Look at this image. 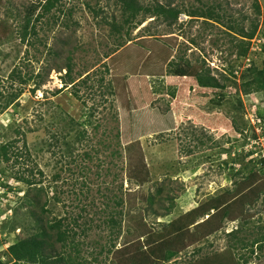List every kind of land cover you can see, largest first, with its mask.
<instances>
[{"label":"rangeland","instance_id":"obj_1","mask_svg":"<svg viewBox=\"0 0 264 264\" xmlns=\"http://www.w3.org/2000/svg\"><path fill=\"white\" fill-rule=\"evenodd\" d=\"M39 1L0 0V21L7 29L0 42V145L24 135L27 147L21 141L16 144L14 153L21 155L17 165L0 162L1 261H7L9 246L36 231L29 212L39 209L26 204L33 194L26 197V187L14 180L18 170H32L41 183L37 187L44 188V218L80 217L69 242L78 250L77 255L70 253L77 263L113 264L105 253L108 231L95 227L110 213L121 212L112 251L143 234L140 241L145 243L146 235L160 233L200 204L233 189V182L241 179L235 177L240 169L244 174L252 166L259 168L257 161L264 157V94L242 93L241 77L251 67H264L263 18L247 57L239 58L237 35L220 23L181 14L169 27L148 18L128 34L125 27L118 36L105 23L122 24L114 0H62L64 14L53 10L35 23V36L28 44L22 43L19 21ZM198 1L221 5L225 24L254 14L253 0H139L171 2L181 9L199 7ZM257 1L263 17L264 0ZM38 13L39 9L33 19ZM48 49L57 57H50ZM203 62L212 76L228 79L223 90L200 87L190 75L191 67ZM67 63L76 88H63ZM14 68L22 76L41 77L23 87L14 104L3 110L4 97L17 87H9ZM36 82L40 86L32 93ZM69 118L78 123L74 131L84 132L80 143H75ZM84 121L89 124L81 126ZM59 136L62 142L56 145L52 137ZM56 175L59 180L54 181ZM116 200L121 206L114 205ZM260 202L247 203L235 220L225 221L221 230L168 264L222 253L235 241L245 244L258 238L264 229ZM235 230L237 238H229ZM197 249L201 252L194 255ZM248 250L237 246L241 264H264V243L261 250L253 248L252 255Z\"/></svg>","mask_w":264,"mask_h":264},{"label":"trees","instance_id":"obj_2","mask_svg":"<svg viewBox=\"0 0 264 264\" xmlns=\"http://www.w3.org/2000/svg\"><path fill=\"white\" fill-rule=\"evenodd\" d=\"M61 1L62 0H41L26 9L25 15L19 21L17 29L20 42H27L28 44L29 38L35 36V23H38L39 20L50 15L53 10H56L60 14H64L60 8ZM198 2L201 4L199 7L181 9L179 5L172 6L171 2L166 4H160L158 2L142 4L139 0H114V3L119 6L122 24L117 25L115 22L107 23V21L105 23L110 27L109 31L111 33L121 36L119 33L122 29L124 30L126 27V34H128L130 30H135L137 26L148 18H152L153 21H160L165 25L172 27L177 23L179 16L185 14L189 18H201L205 21L209 20L224 25L232 34L237 35V45L235 46L238 50L237 56L239 58H246L250 41L254 39L259 32V23L262 18L264 23V16H261L258 1H252L251 7L254 13L253 17L245 16L235 21H230L228 18L227 20L229 21H227L226 24L223 22V19L226 18L227 15L222 13L221 5H216L215 3L204 5L201 1ZM38 9L39 13L35 16V19H33V16ZM94 13L95 16L99 14L96 11H94ZM246 22H248L247 28L245 27ZM6 32L7 29L5 22L0 21V42L6 38ZM261 34L264 41V31ZM47 53L52 58L57 57V53L50 49H48ZM189 66L190 65H188V67ZM55 68H57L58 72L62 70L61 67ZM64 69L65 75L62 77L63 88L66 89L68 86L76 88V84H74V79L71 75L72 66L67 63ZM190 71V75L196 78L197 84L200 87L212 90H223L226 87L225 83L228 79L222 74L219 75V78L212 76L211 71L205 67L204 62L200 66H192ZM246 72H248V74L244 76ZM232 73L233 72H231V74ZM245 73L241 77L242 80H244L241 92L245 95L252 93L264 94V67L261 69L258 67H251L245 71ZM40 77L41 75L33 76L32 74L22 76L21 72L17 68H14L8 77L10 82L9 87L13 88V85H16L17 87L14 93H9L4 97L6 99L3 110L14 104L22 94L23 87L27 86L28 83L33 80H38ZM39 86L40 82H36L32 93H34ZM77 92L78 91L73 89V96L79 99ZM57 93H59V91H57ZM262 121L264 123V117ZM86 124H89L88 121L81 123V126H85ZM68 126L72 128L71 132L76 134L74 137L75 143H80L85 136L84 132L81 133L74 131V128L75 126H78V123L72 118H69ZM96 128L97 127H95V129ZM262 128L263 127H261V129ZM15 133L19 136L18 131H15ZM68 133L70 134V132ZM52 139L56 145L62 142V137L60 136L52 137ZM115 139L117 140V143L120 144L119 133L116 134ZM20 141L23 143V148L27 150L24 135H22V139L20 137L18 140H13L0 145V162L2 164L12 166L18 164V159L21 155L18 152H14L17 150L15 148L16 144ZM64 145H67V143L64 142ZM48 146H50V144H48ZM85 158L90 159L87 154L85 155ZM12 159L13 163H11ZM243 159L244 158H242V160ZM236 161V159H233L234 163H236ZM257 164H259L258 169H255L258 166L257 165L246 169L244 174H242L241 169L236 173L235 177L241 176V179L240 181L233 182V189L225 190L221 195L215 196L214 198L200 204L197 208L169 223L160 233L153 232L146 235L145 243L140 241V239H142L141 237L144 236L143 234L138 237L136 241L126 243L121 249L112 251L115 248V241L120 234L121 212L110 213L108 218L102 221L101 224L95 226L99 230L102 227H106V231H108V239L106 240L108 242V249L105 250V247L103 246L100 249L99 254L105 250L106 255L111 256L113 264H168L172 260L177 259L181 253L196 245L200 240L208 238L211 234L218 231L225 221L235 220V218L241 214V209L247 203L252 204L261 199L260 213L264 212V158L257 161ZM38 174L40 176L42 175L40 172H38ZM53 179L54 181H57L59 180V176L56 175ZM14 180L18 184L26 187V197L33 194L32 198L27 199L26 204L29 207H36V209H39V213L36 211L29 212L35 225V233H32L9 246L4 254L7 261H1L0 259V264H80L75 261V257L70 255V253H73L74 255L78 254L77 248L71 247L70 243H72L76 236V233L73 232V228L78 226L77 220L80 217L78 216L77 219L70 217L68 219H53L52 221H49L47 218L43 217L44 214H47L48 212L45 209L46 202H40V196L45 190L43 187H37L41 183L33 178V171L28 169L23 171L18 170L15 173ZM140 182L141 181H139V184ZM159 192L160 191H158V193ZM53 199L56 203L59 202L58 198L53 197ZM114 205L121 206V201H114ZM105 206L108 207L107 205ZM200 220L202 221L198 223ZM191 228H193L192 231ZM236 232L238 231H232L229 238L236 239ZM82 233H84V230ZM263 243L264 229L263 233H260L259 237L253 239L250 243L244 244L243 241H235L234 245L231 247L229 246L228 249L222 253L205 256L182 264H241L240 260H242V257H239L240 255H237L238 253L235 251L237 246H240L241 249L249 248L248 251L252 255L254 253L253 248L256 247V249L261 250V244ZM56 245H59L60 252L56 251ZM200 252L201 249H197L193 254L197 255ZM94 262H97V260L94 259Z\"/></svg>","mask_w":264,"mask_h":264},{"label":"clouds","instance_id":"obj_3","mask_svg":"<svg viewBox=\"0 0 264 264\" xmlns=\"http://www.w3.org/2000/svg\"><path fill=\"white\" fill-rule=\"evenodd\" d=\"M264 158V157H263Z\"/></svg>","mask_w":264,"mask_h":264}]
</instances>
